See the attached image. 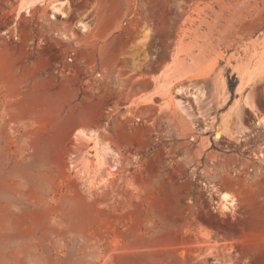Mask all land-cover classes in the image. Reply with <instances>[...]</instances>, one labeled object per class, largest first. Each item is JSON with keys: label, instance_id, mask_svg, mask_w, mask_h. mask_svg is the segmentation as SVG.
I'll return each mask as SVG.
<instances>
[{"label": "rangeland", "instance_id": "obj_1", "mask_svg": "<svg viewBox=\"0 0 264 264\" xmlns=\"http://www.w3.org/2000/svg\"><path fill=\"white\" fill-rule=\"evenodd\" d=\"M52 1L0 0V49L59 40L65 65L63 99L0 81V264H264V0H66L51 18ZM183 86L205 89L213 123L178 112L167 91ZM48 104L70 117L30 115ZM224 116L239 142L215 138Z\"/></svg>", "mask_w": 264, "mask_h": 264}, {"label": "crops", "instance_id": "obj_2", "mask_svg": "<svg viewBox=\"0 0 264 264\" xmlns=\"http://www.w3.org/2000/svg\"><path fill=\"white\" fill-rule=\"evenodd\" d=\"M77 42L78 40H75V43ZM69 44H72V42H69ZM59 45V40H46L43 44V47L39 49V42L36 39L27 38L25 36L17 37L15 40L7 43H2L0 56H6L8 58L13 57L12 60H14V63H12V70H9L8 74L3 75L0 69V81L3 80V82L5 83L4 87L6 88L7 92L16 93L24 88L26 91L30 92L31 100L33 101L37 96L38 87L41 81L45 80L48 87L55 86L52 91H50V89L48 90V94L54 95V93H56L61 99H63V97L65 96V79L64 77H59L58 74L63 73L65 65L58 62H53V55L58 54V52H60L61 50ZM33 50L37 52V58L39 59L34 61H31L30 59L20 61L21 58H26V56L32 53ZM38 60H43L44 69L48 70L45 75H42L43 77H39L41 76V73L39 72L40 66ZM17 68H22L21 75L17 74ZM66 70L72 72V74L79 76L80 73L85 70V67L81 64H75L71 67L68 66ZM146 76H148L147 80L152 79L151 74H146ZM0 83V85H2V82ZM78 89L79 86L76 84V82L73 79H70L69 88L67 89L68 91L66 90V95L77 94ZM79 91H81V89H79ZM35 105L38 106L37 104ZM37 108L38 107L33 108L30 114L32 117L42 115L48 118L55 117L64 119L65 117H70V112L72 110V108H68L65 112V108L63 107V105L53 106L50 104L42 106L41 109ZM21 116L22 114L19 115V117Z\"/></svg>", "mask_w": 264, "mask_h": 264}, {"label": "bare ground", "instance_id": "obj_3", "mask_svg": "<svg viewBox=\"0 0 264 264\" xmlns=\"http://www.w3.org/2000/svg\"><path fill=\"white\" fill-rule=\"evenodd\" d=\"M39 0H22V3L20 4V10L19 11H26L30 12L31 8L38 3ZM67 1L66 0H57L52 1L49 5L50 9V17L51 18H57L58 15H63V17H67L69 15L66 7H67ZM76 27L79 28L83 32H87L90 30L91 25L88 21L81 20L76 24ZM245 74H243L242 78L244 79ZM241 80L237 85V90L243 91V88L245 87V80ZM167 92L171 94L174 97V105L178 112L184 117L186 121H188L192 128L195 130H198V122L201 121V117H203V122L207 125L209 123H213L212 117L209 115L211 113L209 111V106L205 105V101L207 97V94L205 92V89H202L198 86H183V87H175L174 89H169ZM156 96V95H155ZM153 95L146 96L143 100L144 101H153L154 97ZM193 98L195 104L189 99ZM209 101V100H208ZM238 102V101H237ZM244 104L254 110V105L252 101L250 100V97L244 96L243 97ZM236 103V102H235ZM200 115H198V113ZM227 117V116H226ZM224 116V119L216 128V136L215 138L217 140H222L224 138H228L232 141H240V137H243L246 135V128L243 127V125L239 124H233L231 122V119L228 117L226 118ZM232 118V117H231ZM236 122V121H234ZM239 123V122H238ZM88 138L96 139L95 136L86 134ZM97 156H100V152L96 153ZM264 156L262 153L258 157ZM264 160V159H263ZM74 166V164H73ZM236 198L231 195L230 193H222L221 196V206L224 210H232L236 205Z\"/></svg>", "mask_w": 264, "mask_h": 264}, {"label": "trees", "instance_id": "obj_4", "mask_svg": "<svg viewBox=\"0 0 264 264\" xmlns=\"http://www.w3.org/2000/svg\"><path fill=\"white\" fill-rule=\"evenodd\" d=\"M236 85H237L236 80L234 78H230L229 79V88L232 91V93H234Z\"/></svg>", "mask_w": 264, "mask_h": 264}]
</instances>
